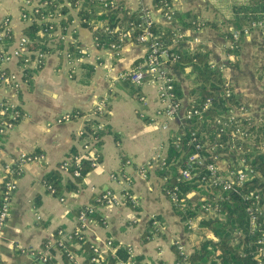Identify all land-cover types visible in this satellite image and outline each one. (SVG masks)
<instances>
[{"label":"crops","instance_id":"obj_1","mask_svg":"<svg viewBox=\"0 0 264 264\" xmlns=\"http://www.w3.org/2000/svg\"><path fill=\"white\" fill-rule=\"evenodd\" d=\"M62 1L61 4L71 6L68 0ZM248 1L173 0L178 15L187 17L185 21L192 24L183 26L177 20L174 23L164 20L154 0H117L130 12L146 10L161 29L180 28L185 34L180 40L182 51L188 55L206 54L210 66L223 69L238 105L249 108L250 115L256 118L264 114V98L247 93L233 82H264V29L255 27L249 35L240 37L238 57L235 58V50L230 48L233 41L230 36L238 30L231 24L235 10ZM39 3L45 6L42 0ZM24 10L23 0H0V23L10 17L13 43L25 36L31 24L22 20ZM72 15L77 21L74 26L81 45L88 51L85 61L79 66L69 65L68 45L57 40L59 32L52 36L46 34L43 42L48 45L44 50L47 56L41 68L29 75L28 80L17 82L16 88L6 84L0 90V99L14 102L23 114L15 128L0 138V188L5 179V165L20 154L41 153L46 157L43 164H27L18 180L11 214L0 238V259L4 264H32L27 251L41 250L47 243H53L59 229H76L79 211L94 205L97 196L106 191L120 194L130 189L139 198V207L129 203L96 205L99 219L85 231L87 241L101 248L107 264L109 252L105 242L108 240L113 241L115 250L128 248L137 260L176 264L179 256L175 244H182L192 253L201 242L203 231L189 230L186 220L178 216L166 194L168 179L162 166L179 131V122L174 120L164 129L165 118L158 115L163 106L155 86L145 82L136 87L121 78L143 59L146 46L131 41L118 53L100 50L93 44L91 29L105 21L96 20L91 28H84L76 17V10H72ZM58 22L60 29L61 20ZM206 22H214L218 29L206 26ZM244 62L252 66L250 80L241 74ZM9 69L18 71V62L10 64ZM170 71L175 76L178 94L187 102L193 82L191 68L178 71L170 67ZM103 99L107 103L106 111L93 115ZM66 112L78 117L57 123L58 117ZM93 120L95 124L88 128ZM94 130L99 133L94 145L100 155L99 166L81 178L75 177L71 169L61 170L63 162L81 153L88 140L82 132ZM52 172L60 173L62 178V191L58 195L51 194L45 183ZM112 175L118 180H112ZM70 182L77 186L75 190L68 188ZM196 194L201 198L203 192ZM153 218L159 225L152 228ZM77 260L83 264L86 257L80 256ZM48 264L67 263L60 252L53 251V259Z\"/></svg>","mask_w":264,"mask_h":264},{"label":"built area","instance_id":"obj_2","mask_svg":"<svg viewBox=\"0 0 264 264\" xmlns=\"http://www.w3.org/2000/svg\"><path fill=\"white\" fill-rule=\"evenodd\" d=\"M97 1L103 9L109 6H119L117 0ZM154 4L164 20L173 23L176 21L177 11L174 8L173 0H154ZM23 7L25 10L22 11L21 18L25 23L45 22L47 23L44 28L45 34L52 36L56 31L59 32L56 35L57 40L68 45L66 59L69 65L79 66L85 61L88 51L81 45L77 29L74 26L77 22L75 19L65 29H59L58 21L64 16L59 9L47 11V6L41 5L39 0H23ZM154 23L150 13L146 10L142 11L137 19L128 20L124 26L117 28L105 21L101 25L92 27L93 44L99 48L100 36L112 34L118 38V42H114L108 50L116 53L131 41L146 46L147 51L143 59L122 74L121 78L128 80L136 87H141L145 82H150L155 86L163 106L161 112H158V115L165 118L163 127L168 129L172 121L178 120L179 131L174 136L173 143L176 147L184 149L180 131L192 124L194 120L204 121L207 112L215 108L214 100L210 97L203 102H198L196 98L191 97L186 102L180 97L175 86V76L170 71V66L180 60V55L172 51L173 47L166 46L159 35L152 30ZM255 27L264 29V24L262 22L252 23L243 31L234 30L231 50H236L240 37L249 35L250 30ZM173 30L175 42L180 43L185 34L180 28L174 27ZM11 36L13 37L11 19L5 17L0 23V90L6 84H13L16 88L17 82L28 80L29 75H33L41 68L47 56L44 51L46 49L32 50L31 41L26 36H21L14 43H8ZM45 47L47 48L48 45ZM14 61L18 62V71L9 69V65ZM211 68L215 67L211 66ZM221 97L228 102L235 97L229 82L223 84ZM106 105V100L99 101L93 115L104 113ZM77 117V114L73 112H66L60 115L56 122L64 123ZM22 118L23 114L14 102L4 98L0 99V136H7ZM207 125L209 129L205 132L197 128L192 131L191 138L187 142L189 150L192 151L183 153L176 163V167L181 169L180 178L184 182L197 181L199 187L205 192L198 199L201 203L200 207L197 208L196 203L189 206L179 186L172 189L167 188L166 194L172 204L184 213L188 209L197 212L195 217L186 219L185 225L191 231L200 230L202 221L216 218L221 213L224 202H229L232 198L239 199L245 206L247 237L241 231L236 243L248 252L255 264H264V114L253 118L249 108L241 105H229L228 110L223 111L215 118L213 124L208 123ZM212 132L214 133L213 138L210 137ZM82 135L86 136L88 140L83 145L81 153L69 158L61 165L63 171L73 169L72 173L77 178L82 177V160H88L91 168H97L100 158L99 152L94 148L99 140L97 132L95 130L83 131ZM45 160L46 157L41 153H22L17 159L5 165V179L0 199V238L11 214L12 200L18 188V180L26 165L43 164ZM163 165H165V161ZM172 166L173 164L170 167ZM112 180H118V177L112 175ZM47 188L51 194L56 193L52 186L47 185ZM127 203L134 208H138L140 204L139 198L130 189H125L120 194L112 191L100 194L96 197L94 205L79 211L76 229L69 231L59 229L53 243H47L41 250H28L31 263L48 264L53 259V251L56 250L63 252L72 264H78V258L69 249V245L76 239L85 240V231L89 226L97 223L96 205L120 206ZM151 221L153 226L159 225L154 218ZM207 238L217 240L212 234ZM175 246L179 256L176 264H188L187 261L191 253L182 244L176 243ZM105 247L109 252L108 256H114L116 246L113 241H106ZM91 249L93 263L107 264L99 246L92 245ZM22 252L26 251L22 250ZM117 264L152 263L139 261L129 252V257L119 260Z\"/></svg>","mask_w":264,"mask_h":264},{"label":"trees","instance_id":"obj_3","mask_svg":"<svg viewBox=\"0 0 264 264\" xmlns=\"http://www.w3.org/2000/svg\"><path fill=\"white\" fill-rule=\"evenodd\" d=\"M47 6V11H53L59 9L64 15L61 19V27L65 29L72 22L73 15L72 10L77 11L76 17L79 20L81 27L91 28L92 23L96 20L108 21L112 27L117 28L118 26H124L128 20H135L139 17L140 13L130 12L124 9L122 5L112 7L109 6L106 9L101 8L102 5L97 0H68L71 6L68 4H61L62 0H42ZM61 4V5H60ZM99 7V8H98ZM100 8L102 10H100ZM187 17L183 15H176V20L183 26H191V23L185 21ZM262 22L264 24V0H249L248 4L236 8L235 19L231 24L238 30L243 31L247 26L252 23ZM47 23H34L30 24L25 30V36L31 41L32 50H44L46 49V42H43V37L46 38L44 28ZM206 26L218 29V25L214 22H206ZM174 28L161 29L157 24L154 23L152 30L159 35L160 39L164 41L165 45L172 48L173 52L180 55V60L172 64L170 67L178 71H183L185 67L191 68V75L193 77L191 82V94L192 98H196L198 102H203L207 98H213L215 108L207 112L204 121L199 122L194 120L192 124L186 126L180 131L184 149L178 148L171 144L168 156L165 158V165H163L164 175L168 179L166 189H172L175 186H179L181 192L186 198L189 206H193L196 203L197 208L200 207L199 197L197 192L203 191L197 181L184 182L180 178L181 169L176 167V163L183 153H189L187 142L191 138L192 131L194 129H202V132L207 131L208 123L213 124L215 118H217L223 111L228 110L229 105H238V100L234 97L232 100L225 101L221 95L223 94V84L227 82L223 71L220 69H213L210 66L208 56L206 54L197 53L195 55H188L181 49L180 43L175 42ZM232 38V35L230 36ZM118 38L115 35H101L99 38V49H109L114 42H118ZM9 42H13V37ZM43 42L41 45L40 43ZM176 43V44H175ZM240 49H236L233 54L235 58L238 57ZM228 106V107H227ZM95 121L89 122V127L93 126ZM99 136V133H97ZM102 135V134H101ZM2 137V136H1ZM198 137L200 135L198 134ZM211 138L214 137L212 132ZM173 164L172 170L171 165ZM73 170V169H71ZM92 170L90 162L88 160H82L81 172L82 176L86 177ZM82 179L77 180L81 182ZM61 175L58 172H52L46 177V185H50L55 188L57 195L62 191ZM74 186V187H73ZM76 185L73 182L68 184L69 189H76ZM3 185L0 188V199L2 196ZM55 193V194H56ZM205 192L203 191V194ZM196 196V197H195ZM221 213L213 219L202 221L201 229L202 240L195 247L193 252L188 258V264H255L252 257L249 256L248 252L242 249L241 245L236 243L241 231L247 237V217L245 213L244 204L238 199L232 198L229 202H224L222 205ZM178 216L185 221L187 218L195 217L197 212L188 209L186 213L181 211L179 208H175ZM96 220L99 217L95 216ZM150 226L153 225L152 223ZM207 234H212L217 240H211L207 238ZM56 239V237H55ZM69 249L76 255V257L84 256L86 260L83 264H95L91 261L92 249L91 244L85 240H75L69 245ZM54 252H57L56 250ZM60 252V251H59ZM63 259L67 264H72L63 252H60ZM129 257L128 248L120 247L114 253V256H108L107 261L109 264H116L119 260H125ZM140 261V260H139ZM0 264H4L0 259Z\"/></svg>","mask_w":264,"mask_h":264},{"label":"rangeland","instance_id":"obj_4","mask_svg":"<svg viewBox=\"0 0 264 264\" xmlns=\"http://www.w3.org/2000/svg\"><path fill=\"white\" fill-rule=\"evenodd\" d=\"M241 74L247 80L253 78L252 66L244 62V68L242 69ZM233 84L244 88L246 92L251 95H255L258 98H264V82H233ZM0 138L2 137L0 136Z\"/></svg>","mask_w":264,"mask_h":264}]
</instances>
